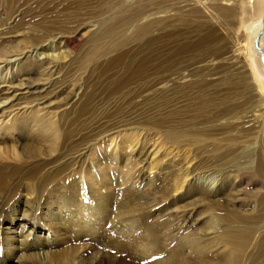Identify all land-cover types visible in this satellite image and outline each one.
<instances>
[{"label": "rangeland", "instance_id": "rangeland-1", "mask_svg": "<svg viewBox=\"0 0 264 264\" xmlns=\"http://www.w3.org/2000/svg\"><path fill=\"white\" fill-rule=\"evenodd\" d=\"M238 2L0 0V81L47 99L0 123V264L264 258V58Z\"/></svg>", "mask_w": 264, "mask_h": 264}, {"label": "bare ground", "instance_id": "bare-ground-1", "mask_svg": "<svg viewBox=\"0 0 264 264\" xmlns=\"http://www.w3.org/2000/svg\"><path fill=\"white\" fill-rule=\"evenodd\" d=\"M239 5H240V15H247L249 14V16H257V20L254 26H251V33L253 35L252 40L254 42V50L252 53V58L253 56L256 57V55H258L260 53V55L264 54V0H239ZM8 23H6L7 25ZM10 25V24H9ZM12 26V25H11ZM9 26V27H11ZM9 29V28H8ZM5 30V29H4ZM2 31V30H1ZM6 32V30L4 31V33ZM8 32V31H7ZM3 33V32H2ZM4 33L2 34L4 36ZM10 33V32H9ZM1 34V32H0ZM7 34V33H6ZM79 35V33L76 31L73 36ZM1 36V38L3 37ZM7 36H4L2 39H4ZM56 40L59 41L60 44H62L61 46L63 47H69L71 45V43L73 42V38L72 37H68L67 34H55ZM54 39V38H53ZM3 41V40H2ZM49 41V40H47ZM44 44V43H43ZM59 44V45H60ZM40 45V44H39ZM37 46V45H36ZM38 48V47H37ZM245 56V55H244ZM263 57V55H262ZM257 58V57H256ZM25 59V58H24ZM249 59V58H248ZM246 59V60H248ZM251 59V58H250ZM26 60V59H25ZM28 60V59H27ZM10 61V60H9ZM253 61V60H252ZM27 62V61H26ZM52 62L49 61H44L41 63H32L29 64L27 62V64L25 66L22 67V72L23 74H34V69L39 66L41 67L42 65H44V69L46 68L45 65H51ZM248 63V62H247ZM12 64V63H11ZM251 65V64H250ZM52 67H54L56 70L59 67H56L55 65H53ZM263 67V66H262ZM50 69V68H49ZM261 71V70H260ZM250 73H253V70L250 67ZM255 72V71H254ZM264 72V71H263ZM257 73V72H256ZM255 75V74H254ZM250 77V75H248ZM14 77L12 78H4L0 81L1 86H0V99H4L6 102L1 104L0 103V123L1 122H5L4 120L9 117L11 114H13L12 116H16L15 119L17 122H21L22 119L21 117H23V115L25 114H29V110H34L35 107L38 106H43L45 105L47 99L45 98L46 95L41 96L40 94L42 93V90L40 89V87L38 86L39 84H37V82L33 83V79L31 78V76L28 75V77L25 79L27 80L24 85L26 88V92L22 93L19 92L18 87H21L22 85H18L15 84V82H13ZM18 79V78H17ZM254 79V78H253ZM46 93L49 94V97L53 98L56 97L57 94L61 93L62 90H64L63 84L59 83V82H50V84L47 86V88L45 89ZM79 94V93H77ZM80 95V94H79ZM78 95V98H79ZM75 100V99H74ZM77 101V100H75ZM79 103L81 104V99L78 100ZM77 101V102H78ZM77 102H74L72 105L73 107L75 106L74 104H77ZM55 104V102H54ZM71 104V103H70ZM68 105V104H67ZM69 106V105H68ZM44 108V107H41ZM59 108V107H58ZM68 109V108H67ZM65 111V110H63ZM75 111V110H74ZM71 111V112H74ZM62 112V111H61ZM22 114V115H21ZM21 115V116H20ZM45 114H39V116H43ZM11 116V119H12ZM19 116V117H18ZM42 118H47L46 116L42 117ZM237 201V200H236ZM235 203V202H234ZM154 204V203H153ZM153 208V206H152ZM156 208V207H155ZM153 208V210L155 209ZM180 214V213H179ZM172 215V214H171ZM185 215V214H184ZM182 217L180 219H185V216L181 215ZM25 220V219H24ZM176 220V219H175ZM187 220V218H186ZM174 221V220H173ZM176 222V221H175ZM178 222V221H177ZM182 222V221H181ZM185 222V220H184ZM187 223V222H186ZM185 223V224H186ZM179 224V223H178ZM183 224V223H181ZM184 224V225H185ZM173 225V224H172ZM187 225V224H186ZM25 226V225H24ZM172 227V226H171ZM183 229V228H182ZM175 230V229H174ZM96 233V232H95ZM180 233V232H179ZM89 235H93L94 234V230H89L88 231ZM131 233L126 232V237H128ZM155 234V233H154ZM244 234V233H243ZM241 233H239V235H237V237H235L234 239H238L240 241H246L244 237H242ZM95 236V235H94ZM236 236V235H235ZM150 237V236H149ZM148 237V238H149ZM154 237V236H153ZM147 238V236L145 237ZM150 239V238H149ZM148 239H146L147 241ZM151 240V239H150ZM148 240V241H150ZM147 241V242H148ZM152 241V240H151ZM157 241V240H155ZM146 242V243H147ZM137 243V242H136ZM145 243V242H144ZM153 242H150V244H152ZM149 244V242H148ZM155 244V243H154ZM137 248H141V245H139L137 243ZM143 246V245H142ZM93 247V246H92ZM145 247V246H144ZM148 247V246H147ZM153 247V246H150ZM149 247V248H150ZM143 248V247H142ZM149 248L146 250L145 253L149 254V255H157V251L155 252L154 250H152L153 248H151L149 250ZM155 248V247H154ZM142 250V249H141ZM145 249H143L142 251L144 252ZM156 250V249H155ZM161 251V250H160ZM162 252V251H161ZM160 253H158L159 255ZM221 261H217L215 264H220ZM224 262L227 264H246V261L240 260L239 258H236L235 256H231L228 255L225 259ZM264 264V258H258V260H252L250 261V264ZM178 264H192L191 262H178ZM249 264V263H248Z\"/></svg>", "mask_w": 264, "mask_h": 264}, {"label": "water", "instance_id": "water-1", "mask_svg": "<svg viewBox=\"0 0 264 264\" xmlns=\"http://www.w3.org/2000/svg\"><path fill=\"white\" fill-rule=\"evenodd\" d=\"M263 55V58H264V54H262Z\"/></svg>", "mask_w": 264, "mask_h": 264}]
</instances>
